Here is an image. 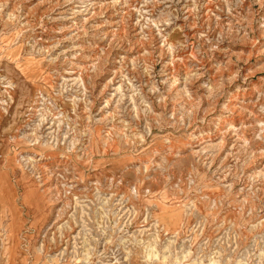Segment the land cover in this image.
Masks as SVG:
<instances>
[{"label": "rangeland", "instance_id": "374dc122", "mask_svg": "<svg viewBox=\"0 0 264 264\" xmlns=\"http://www.w3.org/2000/svg\"><path fill=\"white\" fill-rule=\"evenodd\" d=\"M0 264H264V0H0Z\"/></svg>", "mask_w": 264, "mask_h": 264}]
</instances>
